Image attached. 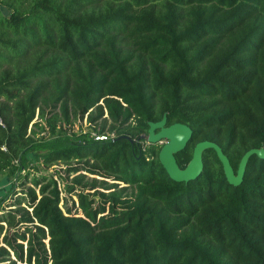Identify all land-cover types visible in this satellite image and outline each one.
I'll list each match as a JSON object with an SVG mask.
<instances>
[{
  "label": "trees",
  "instance_id": "16d2710c",
  "mask_svg": "<svg viewBox=\"0 0 264 264\" xmlns=\"http://www.w3.org/2000/svg\"><path fill=\"white\" fill-rule=\"evenodd\" d=\"M163 116L180 167L264 146V0H0V264H264V155L175 180L143 137ZM56 162L94 174L70 204Z\"/></svg>",
  "mask_w": 264,
  "mask_h": 264
},
{
  "label": "water",
  "instance_id": "95a60500",
  "mask_svg": "<svg viewBox=\"0 0 264 264\" xmlns=\"http://www.w3.org/2000/svg\"><path fill=\"white\" fill-rule=\"evenodd\" d=\"M148 124V133L145 136L143 135V137H145L149 143H163L159 149L158 157L167 173L178 181H187L197 177L201 173L203 168L202 152L205 148L215 149L222 163L228 182L235 185L242 181L248 157L253 153L259 156L264 155V146L247 149L242 155L235 172L222 148L214 142L203 140L195 144L191 158L184 167H180L176 161L175 152L186 146L192 136L191 128L180 122L166 125L165 116L159 121H150Z\"/></svg>",
  "mask_w": 264,
  "mask_h": 264
},
{
  "label": "rangeland",
  "instance_id": "374dc122",
  "mask_svg": "<svg viewBox=\"0 0 264 264\" xmlns=\"http://www.w3.org/2000/svg\"><path fill=\"white\" fill-rule=\"evenodd\" d=\"M105 116V115H104ZM92 125L90 124V122H88L87 119V114L82 118V119H73L72 123L70 124V128L75 131V132H80V131H87ZM66 128H68V126L66 125ZM29 156V164L31 165V163H36V161H38V156L36 155V152H32L28 154ZM40 166L42 167V164H40ZM65 167L66 164H64V162H56L54 164H51L50 166H48L45 169H42L44 172L47 173H54V176L58 179V183L60 188L62 189L61 195H64L66 197V202L67 204H70L71 201L73 199H76L75 195H71V193H69L66 189H65V184L67 181H70V179L72 178V176H74L75 174L79 173V172H83L85 173L86 177H91L94 174L89 173L85 170H79L73 173H67L65 172ZM32 170V169H31ZM59 174L63 177L61 178L59 176ZM98 178H101L100 175H97ZM85 178V177H84ZM104 179H108V181H113L109 178H104ZM10 184V178L3 176L0 178V194L3 193L8 185ZM120 185H122V183H120ZM119 185V186H120ZM22 186H18L17 190L20 189ZM23 194V192H16L13 193L12 195H10L7 199V201L9 202H13V200L15 199V197L17 196V194ZM62 204V203H61Z\"/></svg>",
  "mask_w": 264,
  "mask_h": 264
},
{
  "label": "built area",
  "instance_id": "2783aa9c",
  "mask_svg": "<svg viewBox=\"0 0 264 264\" xmlns=\"http://www.w3.org/2000/svg\"><path fill=\"white\" fill-rule=\"evenodd\" d=\"M106 138V136L105 135H97V136H95V139H105Z\"/></svg>",
  "mask_w": 264,
  "mask_h": 264
}]
</instances>
